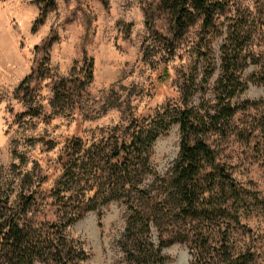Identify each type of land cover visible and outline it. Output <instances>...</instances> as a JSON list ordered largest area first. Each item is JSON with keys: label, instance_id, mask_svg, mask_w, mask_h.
I'll list each match as a JSON object with an SVG mask.
<instances>
[{"label": "rangeland", "instance_id": "1", "mask_svg": "<svg viewBox=\"0 0 264 264\" xmlns=\"http://www.w3.org/2000/svg\"><path fill=\"white\" fill-rule=\"evenodd\" d=\"M46 1L0 0V195H9L10 213L17 212L21 198L30 196L31 206L22 220L48 234L55 246L59 233L64 235L84 254L72 264H133L126 252L132 240L125 239L129 209L122 200L84 212L62 229L65 214L77 204L71 197L63 207L56 199L61 149L70 139L87 145L112 136L122 139V130L132 120H148L186 95L188 107L211 114L218 96L220 47L232 26L241 39L243 66L238 76L245 85L230 99L237 109L227 128L207 132L203 139L247 192L234 207L238 222L225 216L216 222L184 219L163 203L160 179L166 178L179 151L177 124L152 143L153 174L144 181L150 185L149 197L135 198L133 205L149 217L150 241L168 243L161 249L163 264H225L224 255L264 264V83L254 82L264 75V0H225L226 8L214 23L217 36L202 38L199 23L190 27L179 41L181 60L169 63L166 81L158 77L157 55L163 42L148 26L168 36V22L155 10L145 17L148 5L157 0H52L32 31ZM50 38V77L32 83L33 101L14 97L19 82L41 58L35 46ZM147 52L155 59L146 58ZM84 59L91 62L92 79L80 99L71 94L68 103L52 106L53 83L70 77ZM180 69L188 79L186 95ZM70 85L64 86L65 93ZM35 105L39 106L36 116L31 114ZM154 179L158 180L152 183ZM0 264H5L2 259Z\"/></svg>", "mask_w": 264, "mask_h": 264}, {"label": "trees", "instance_id": "2", "mask_svg": "<svg viewBox=\"0 0 264 264\" xmlns=\"http://www.w3.org/2000/svg\"><path fill=\"white\" fill-rule=\"evenodd\" d=\"M52 3V0H47L43 4L40 17L33 23L32 31L41 24L44 12ZM225 8V0H157L154 5H148L145 17H151L149 10H155L165 15L168 22V36H162L154 26H148L163 42L159 45L160 53L157 55V63L160 64L158 77L161 81L170 77L169 63L181 60V54L177 52L183 34L199 23L202 38L206 35L217 36L219 30L214 29V23L218 14ZM240 42L238 30L231 26L220 47L219 74L216 81L218 96L215 97L216 107L211 114H200L187 106L188 79L186 73L180 69L178 74L182 79L186 97H178L173 106L167 105L157 110L148 120H132L122 130V139L118 140L116 136H112V139L109 137L100 140L97 145H87L86 141L70 139L64 144L60 155L62 173L57 181L60 188L54 192L58 204L63 207L71 203V197L77 205L70 213L65 214L62 229L76 221L84 212L95 210L111 201L122 200L129 209L125 239L132 240L130 249L126 251L130 262L163 264L161 249L168 243L160 240L154 245L150 241L149 217L145 216L140 207L133 205V200H148L149 184L146 185L144 181L153 174L149 161L151 145L173 124L178 125L179 151L166 178L160 179L166 198L163 203L170 204L177 215L184 219L189 217L200 222H216L221 216H225L238 222L234 207L242 201L247 192L236 184L225 164L217 161L215 151L203 139V135L210 131L222 132L236 112L237 108L231 106L230 99L245 85L239 81L238 76L243 66ZM51 43L50 38L42 45L35 46L34 52L39 53L41 58L36 60L31 72L19 82L14 90V97L33 101L32 83L50 77L48 49ZM194 51L198 56L197 50ZM147 57L155 59V54L147 52ZM91 79V62L84 59L80 67L72 71L70 77L59 78L53 83L50 89L51 105L68 103L71 94L79 100V94L84 92ZM254 82L264 83V75L254 78ZM68 84L72 85L67 87L68 93H65L64 86ZM31 114L38 115L39 106L35 105ZM156 181L154 179L152 183ZM9 198V195H0V259L3 263L33 264L36 260H42L54 264H72L74 258H84L83 252L68 244L61 233L59 246H55L54 239L48 234L39 232L22 220L31 206L30 196L20 199L15 213H10L7 207ZM162 210L160 209V213ZM204 245L206 242L202 246ZM248 261L246 256L223 257L225 264H247Z\"/></svg>", "mask_w": 264, "mask_h": 264}]
</instances>
